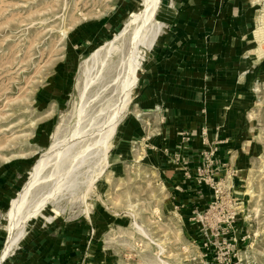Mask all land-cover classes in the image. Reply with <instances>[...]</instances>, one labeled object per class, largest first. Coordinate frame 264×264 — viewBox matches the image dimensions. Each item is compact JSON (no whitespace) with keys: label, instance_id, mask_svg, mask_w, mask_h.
Segmentation results:
<instances>
[{"label":"rangeland","instance_id":"374dc122","mask_svg":"<svg viewBox=\"0 0 264 264\" xmlns=\"http://www.w3.org/2000/svg\"><path fill=\"white\" fill-rule=\"evenodd\" d=\"M143 1L0 0V255L22 233L14 222L60 209L51 223L32 220L12 255L42 239L75 249V264H264V0H245L247 47L201 101L190 140L201 143L202 165L184 173L183 199L154 157L164 130L142 87L167 33L141 62L113 135L104 143L93 131L120 101L119 79L93 80L83 63ZM19 191L23 213L12 221Z\"/></svg>","mask_w":264,"mask_h":264},{"label":"crops","instance_id":"0c3cea01","mask_svg":"<svg viewBox=\"0 0 264 264\" xmlns=\"http://www.w3.org/2000/svg\"><path fill=\"white\" fill-rule=\"evenodd\" d=\"M164 1L160 16L167 24L165 46L157 50L160 61L143 79L150 84L144 82L142 87L148 86L153 107L158 105L159 109H154L164 130L163 142L154 144V157L163 156L169 177L177 183L183 199L184 173L194 167V174L196 166L202 165L201 143L190 140L194 134L200 135L201 101L218 86L223 88L222 75H228L233 61L247 47L250 12L245 0ZM162 146L166 153H162ZM186 186L193 195L198 194L199 189L194 190L190 182ZM46 241L33 240L4 264L76 263L75 249L56 240Z\"/></svg>","mask_w":264,"mask_h":264},{"label":"bare ground","instance_id":"6f19581e","mask_svg":"<svg viewBox=\"0 0 264 264\" xmlns=\"http://www.w3.org/2000/svg\"><path fill=\"white\" fill-rule=\"evenodd\" d=\"M163 2L164 0L143 1L140 7L136 9L133 16L129 20H126L122 31L116 34L113 40L105 42L102 46H96L90 58L83 63V67L86 71L89 69L92 70L91 74L94 76L93 80H96L99 76L103 77L106 71H109L110 75L115 74L113 77L116 76L117 79H119L118 90L120 101L114 106L115 110L103 126L100 129H93V131L99 130L103 133L101 135V140L104 141V143L113 135L117 124L122 118L123 111L127 109V105L132 100L135 89L140 84L139 73L142 72L144 68L141 62L148 60L150 51L155 48L160 37L166 31V22L159 20L157 17L159 12L163 10ZM137 20L139 23L134 25ZM249 53L248 50L243 61L249 59ZM104 79L106 78L104 77ZM112 81L114 80H111V82ZM155 107L159 109L157 104ZM79 115L78 113L77 117H79ZM136 115L140 116L141 113L137 111ZM67 171L73 173L72 168H68ZM34 181L35 177L29 180L26 186H23V190L32 185ZM17 194L18 198L13 200L12 208L8 212V216H10L12 221L14 218L21 219L20 213H23L21 207L24 206L20 203L22 192L19 191ZM33 209L27 208V210H31L29 212H33ZM44 214L46 213L33 212V215L27 213V215L21 219L25 221L24 223H22L23 221L20 223L14 222L15 224L21 225L22 233L15 237L11 236L8 239L7 246L0 255V264H3L12 255L13 251L20 246L24 237H27L26 230L32 225V220L35 219L39 221L43 219L51 223L54 217L61 215V210H56V213L53 212L50 216Z\"/></svg>","mask_w":264,"mask_h":264},{"label":"built area","instance_id":"2783aa9c","mask_svg":"<svg viewBox=\"0 0 264 264\" xmlns=\"http://www.w3.org/2000/svg\"><path fill=\"white\" fill-rule=\"evenodd\" d=\"M232 260H231V262L233 261V257L231 258ZM231 262H229V264H231Z\"/></svg>","mask_w":264,"mask_h":264}]
</instances>
